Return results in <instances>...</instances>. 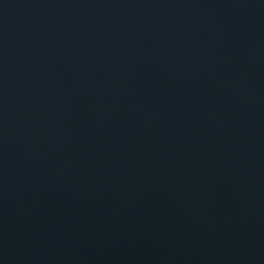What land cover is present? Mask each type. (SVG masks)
<instances>
[{"label":"water","instance_id":"obj_1","mask_svg":"<svg viewBox=\"0 0 264 264\" xmlns=\"http://www.w3.org/2000/svg\"><path fill=\"white\" fill-rule=\"evenodd\" d=\"M0 264H264V0H0Z\"/></svg>","mask_w":264,"mask_h":264}]
</instances>
